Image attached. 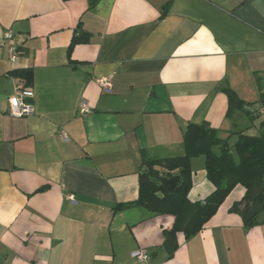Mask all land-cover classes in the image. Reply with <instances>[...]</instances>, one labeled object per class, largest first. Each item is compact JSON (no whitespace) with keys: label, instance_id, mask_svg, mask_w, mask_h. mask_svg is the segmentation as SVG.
Listing matches in <instances>:
<instances>
[{"label":"crops","instance_id":"1","mask_svg":"<svg viewBox=\"0 0 264 264\" xmlns=\"http://www.w3.org/2000/svg\"><path fill=\"white\" fill-rule=\"evenodd\" d=\"M79 23L91 38L70 58ZM15 70L33 72V116L10 115ZM259 81L264 0H0V264H264V211L250 229L230 211L242 186L173 256L172 215L117 208L138 199L145 162L185 155L190 124L221 131L234 154L239 134L264 136ZM224 88L251 111L227 116ZM191 168L189 199L202 201L205 159Z\"/></svg>","mask_w":264,"mask_h":264},{"label":"trees","instance_id":"2","mask_svg":"<svg viewBox=\"0 0 264 264\" xmlns=\"http://www.w3.org/2000/svg\"><path fill=\"white\" fill-rule=\"evenodd\" d=\"M98 1L90 0V8ZM90 38L91 34L79 23L69 47L70 58L73 49L89 43ZM12 75L23 80L27 86L32 84L31 70H15ZM258 87L264 105L260 81ZM223 91L229 104L227 116H231L235 110H244L248 105L231 89L224 88ZM184 145L185 155L181 157L145 162L139 175L138 199L117 207L143 206L154 213L172 215L174 225L165 243L170 256L179 247L178 235L182 234L188 240L200 233L237 186L245 188V195L230 211L241 217L247 229L259 223L258 218L264 211V136L239 134L234 154L221 131L207 123L190 124L184 134ZM198 157L205 159L207 179L214 186V191L204 200L193 202L189 199L193 185L191 161ZM174 176H179L180 182L176 191L170 194L159 184V178Z\"/></svg>","mask_w":264,"mask_h":264},{"label":"built area","instance_id":"3","mask_svg":"<svg viewBox=\"0 0 264 264\" xmlns=\"http://www.w3.org/2000/svg\"><path fill=\"white\" fill-rule=\"evenodd\" d=\"M14 37L12 31H7L4 35V42L1 44L6 48L9 61L11 63H16L19 56L18 47L14 44L6 46V42L11 41ZM100 86L102 87L104 93L111 94L113 92V84L110 79L103 78L99 81ZM34 99V93L31 90L30 86L25 85V82L21 79H18L16 85V93L13 97L9 99L10 115L14 118H23L33 116L35 114V108L32 103ZM90 112V109L86 102L82 101L80 104V113L87 114ZM260 115L264 116V106L259 110ZM61 137L64 140H68L65 134L61 133ZM73 202L74 199L71 198ZM132 257L139 262H146L150 259L149 251L147 249L135 250L132 253Z\"/></svg>","mask_w":264,"mask_h":264},{"label":"water","instance_id":"4","mask_svg":"<svg viewBox=\"0 0 264 264\" xmlns=\"http://www.w3.org/2000/svg\"><path fill=\"white\" fill-rule=\"evenodd\" d=\"M245 110L251 111L249 107H245ZM179 182H180L179 176H174L172 178H168V177L159 178V184L170 194H173L176 191Z\"/></svg>","mask_w":264,"mask_h":264}]
</instances>
